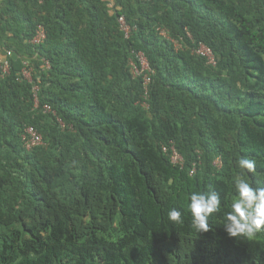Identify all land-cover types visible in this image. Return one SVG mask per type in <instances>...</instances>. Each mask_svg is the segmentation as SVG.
<instances>
[{
  "label": "trees",
  "instance_id": "trees-1",
  "mask_svg": "<svg viewBox=\"0 0 264 264\" xmlns=\"http://www.w3.org/2000/svg\"><path fill=\"white\" fill-rule=\"evenodd\" d=\"M0 53V264H264V232L223 227L237 157L264 186V0H0ZM208 185L223 207L197 233L187 198Z\"/></svg>",
  "mask_w": 264,
  "mask_h": 264
},
{
  "label": "clouds",
  "instance_id": "clouds-1",
  "mask_svg": "<svg viewBox=\"0 0 264 264\" xmlns=\"http://www.w3.org/2000/svg\"><path fill=\"white\" fill-rule=\"evenodd\" d=\"M58 120L57 122L62 125ZM163 152L168 153L165 149ZM235 168L234 197L230 204L231 210L224 215L223 227L229 238L251 239L258 233L264 232V186H254L252 183L250 174H255L257 171L255 158L239 156L235 161ZM187 199L189 201L187 210L191 213L192 227L197 233L209 232L211 230L209 218L220 213L223 207L220 192L215 186L208 185L206 191L191 193ZM167 215L170 221L183 223L180 209L174 207Z\"/></svg>",
  "mask_w": 264,
  "mask_h": 264
},
{
  "label": "built area",
  "instance_id": "built-area-1",
  "mask_svg": "<svg viewBox=\"0 0 264 264\" xmlns=\"http://www.w3.org/2000/svg\"><path fill=\"white\" fill-rule=\"evenodd\" d=\"M140 1H149V0H140ZM118 25L121 32H123L124 37L128 38L130 33V27L127 25L125 19L123 17L118 18ZM160 35L165 38L169 39L166 32L163 30H159ZM46 40V31L43 26H37L35 30L34 37L30 42L33 46H38L44 43ZM175 46L180 48L179 44L175 42ZM193 52L200 57H204L207 59L208 64L214 65L215 59L210 51V49L206 48L204 45H200L198 48L194 49ZM28 62L23 63V68L21 70V78L25 81L32 82V69L29 67ZM46 68H48V64L45 63ZM129 71L134 78H140L142 84L144 86L145 92L151 82V70L148 66V63L142 53H138L134 55L133 59H130L128 62ZM0 71L2 76H6L9 74V64L7 61L0 59ZM33 92L36 95L37 89L33 88ZM36 101V100H35ZM148 108V107H146ZM44 110L46 112H51L48 107H45ZM60 122V120H58ZM25 132L29 135L30 139L26 142L27 148H32L34 146H38L41 144V138L36 135V132L33 128H27ZM171 162L173 164L181 165L182 159L181 157L175 152L174 148H171Z\"/></svg>",
  "mask_w": 264,
  "mask_h": 264
},
{
  "label": "crops",
  "instance_id": "crops-1",
  "mask_svg": "<svg viewBox=\"0 0 264 264\" xmlns=\"http://www.w3.org/2000/svg\"><path fill=\"white\" fill-rule=\"evenodd\" d=\"M3 58V56L1 55V53H0V59H2Z\"/></svg>",
  "mask_w": 264,
  "mask_h": 264
}]
</instances>
